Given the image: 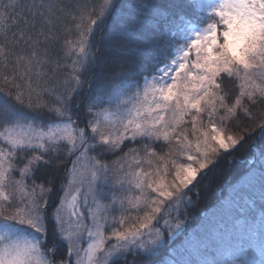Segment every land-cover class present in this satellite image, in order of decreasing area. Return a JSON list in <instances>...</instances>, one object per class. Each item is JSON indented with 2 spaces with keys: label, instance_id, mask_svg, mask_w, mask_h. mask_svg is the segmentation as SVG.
<instances>
[{
  "label": "snow or ice",
  "instance_id": "snow-or-ice-1",
  "mask_svg": "<svg viewBox=\"0 0 264 264\" xmlns=\"http://www.w3.org/2000/svg\"><path fill=\"white\" fill-rule=\"evenodd\" d=\"M0 264H264V0H0Z\"/></svg>",
  "mask_w": 264,
  "mask_h": 264
},
{
  "label": "trees",
  "instance_id": "trees-1",
  "mask_svg": "<svg viewBox=\"0 0 264 264\" xmlns=\"http://www.w3.org/2000/svg\"><path fill=\"white\" fill-rule=\"evenodd\" d=\"M237 155L243 156V152L242 151L238 152ZM227 167H228V165L226 163L221 165L222 170H226ZM239 172H240L239 168H234L233 177H230V178H235V176L238 175ZM225 179H226L225 176L217 174V182L220 183L221 185H223L225 183ZM211 203H212V201L208 198V196L206 194L202 193L200 204L197 206V209H192L191 211L196 212V211L201 210V209L209 208L211 206ZM177 243H179V241H177ZM256 258L257 259L259 258L258 253L256 254Z\"/></svg>",
  "mask_w": 264,
  "mask_h": 264
}]
</instances>
